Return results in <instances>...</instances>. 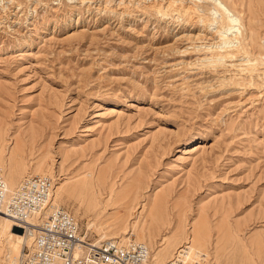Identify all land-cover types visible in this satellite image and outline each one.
<instances>
[{"label": "rangeland", "instance_id": "rangeland-1", "mask_svg": "<svg viewBox=\"0 0 264 264\" xmlns=\"http://www.w3.org/2000/svg\"><path fill=\"white\" fill-rule=\"evenodd\" d=\"M151 1L0 0V168L52 177L93 241L136 222L150 264L194 230L196 264H264V80L241 66L264 69V0H221L240 53L175 42L204 24Z\"/></svg>", "mask_w": 264, "mask_h": 264}, {"label": "built area", "instance_id": "built-area-1", "mask_svg": "<svg viewBox=\"0 0 264 264\" xmlns=\"http://www.w3.org/2000/svg\"><path fill=\"white\" fill-rule=\"evenodd\" d=\"M54 180L48 175L23 177L13 192L0 170V216L29 240L15 264H147L149 250L140 242L93 241L74 216L52 205Z\"/></svg>", "mask_w": 264, "mask_h": 264}, {"label": "bare ground", "instance_id": "bare-ground-1", "mask_svg": "<svg viewBox=\"0 0 264 264\" xmlns=\"http://www.w3.org/2000/svg\"><path fill=\"white\" fill-rule=\"evenodd\" d=\"M165 4L168 6L167 8H169L170 5H172L175 12L181 13L185 16H189V17L198 16L199 18H195V20L196 19L197 20L193 21L192 25L194 23H195V25H196V23L197 24H204V28H205L204 31L200 30L197 35H182L175 42H178V41L183 40V39L194 40V41L206 39V40H209L207 42L210 45L211 49L215 48L217 51L235 50L236 49V51H238V53H240L239 50H240V48L242 49V47H241L242 41L240 39L241 33L239 30L241 29V27H240V29H237V27H238V25H242L243 23L241 22V19L237 15H235L229 9V7H227L221 0H166ZM159 5H161L159 0H153V1L149 2V8H151V9H155ZM205 17L207 19H209L210 21H206L204 19ZM244 42H246V41L244 40ZM244 57H246V56H244ZM250 58H251V56H250ZM250 58H246L244 60V63L241 64V66L242 65L246 66L245 71L248 72L249 76L252 79L264 80V69L257 67L258 64L255 61L256 59L253 60ZM216 60L222 61L220 58H216ZM236 66H237V64L232 63L228 67L235 68ZM227 71H229V70H227ZM0 170L2 171V173L4 175V178H5V181L7 184L8 193L13 192V190H10L8 181L6 180L5 170L2 168H0ZM41 170H42V168H41V166H39L37 169L38 173H40ZM19 171L16 168H11L10 172H9V176L11 174V177L13 178L14 176L18 175ZM55 189H57V191H55ZM60 189H61L60 186L58 188H55V180H54V189H53V194H52V198H51L53 206H55L53 203V198L56 197V195L59 193ZM99 193H101L100 189H99ZM136 199H137V197L132 199L130 204L133 203V201H135ZM98 201H99V199H98ZM99 203H101V202H99ZM99 203H97V204L99 205ZM143 204L146 205V202ZM131 210H133V208H131ZM119 215H121V214H119ZM139 216L140 215H138V217ZM123 217H124V215H123ZM135 218L137 219V217H135ZM137 222H138V220H137ZM132 225L133 226L131 228L126 227L125 229H123L124 230V236L123 237L125 240H122L121 241L122 243H123V241L124 242H130L131 236L133 237L135 235V232L137 230L136 229V222H134V224H132ZM132 229H133V233H132ZM141 235H143V230L141 232ZM205 238H207V237H205ZM201 239H202V237H201ZM203 239H202V241H203ZM101 240L104 241V240H115V239L113 237L108 238L107 235H104L101 237ZM139 240H141V239L139 238ZM187 241H189V238ZM198 241H200L199 233L197 230H194L193 237L190 238L189 244L187 245V247L189 246L188 247L189 250L187 251V253L185 255H183V256H185V260H183L184 264H196L199 257L202 256V252H201L202 249H200L199 246L196 245V243L198 244ZM28 243H29V240L27 239L26 235L22 231L19 232L18 228L15 226V224H13L10 221V219H8L4 216H0V264H15L17 262L18 257L21 254L23 246L25 244H28ZM147 248L149 250V260H148L147 264H150L151 252H150V249L148 246H147ZM188 248H185V249H188ZM184 252H185V250H184ZM181 255H182V253H181ZM203 256H204V254H203ZM181 263H182V261H181Z\"/></svg>", "mask_w": 264, "mask_h": 264}, {"label": "water", "instance_id": "water-1", "mask_svg": "<svg viewBox=\"0 0 264 264\" xmlns=\"http://www.w3.org/2000/svg\"><path fill=\"white\" fill-rule=\"evenodd\" d=\"M18 231L20 232L21 230H20V229H18Z\"/></svg>", "mask_w": 264, "mask_h": 264}]
</instances>
